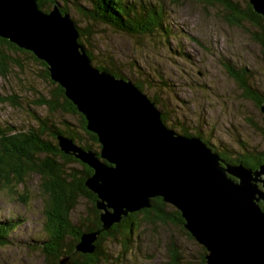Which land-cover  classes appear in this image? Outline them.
Listing matches in <instances>:
<instances>
[{"label":"water","instance_id":"1","mask_svg":"<svg viewBox=\"0 0 264 264\" xmlns=\"http://www.w3.org/2000/svg\"><path fill=\"white\" fill-rule=\"evenodd\" d=\"M264 18V0H248ZM0 38L31 52L87 121L99 154L57 135L59 149L90 166L102 228L84 233L75 250L96 251L103 231L162 198L207 251V264H264V163L227 164L199 136L166 126L162 112L130 80L93 66L80 31L59 3L44 12L38 0H0ZM264 114V103L260 106ZM264 157V155H263ZM60 264H72L64 257Z\"/></svg>","mask_w":264,"mask_h":264},{"label":"rangeland","instance_id":"2","mask_svg":"<svg viewBox=\"0 0 264 264\" xmlns=\"http://www.w3.org/2000/svg\"><path fill=\"white\" fill-rule=\"evenodd\" d=\"M142 1L164 5L169 36L163 32L144 37L129 35L80 16L77 8H89L87 0H57L68 9L77 27L89 30L86 41L97 62L115 66L133 82L139 80L144 94L159 102L157 107L167 115L169 128L181 134L184 127L215 146L225 144L235 151L242 149L240 141L264 150V114L244 97L222 64L228 60L235 67H246L254 73L255 86L264 92V50L253 40L257 28L248 23L244 27L228 23L219 5L194 0ZM13 56L22 62V69L14 68L6 78L0 76V126L27 131L38 125L36 115L44 118L48 114V109L38 107L35 101L39 96L49 97L53 85L43 78V66L38 62L25 54ZM12 95L17 96L19 104L2 101ZM51 118L59 127L68 121L78 128L80 121V116L61 111ZM78 130L85 139V132ZM39 182L38 176H32L24 185L15 186L14 192L0 188V222H17L9 242L0 245V264H45L39 249L40 240L46 237ZM88 206L81 199L73 219L84 216ZM140 232L141 240L125 259L120 238L109 239L106 251L112 257L110 262L100 264H119V256L123 264H177L176 257H180L178 264H203L205 247L173 224H144ZM173 241L176 250L171 248Z\"/></svg>","mask_w":264,"mask_h":264},{"label":"trees","instance_id":"3","mask_svg":"<svg viewBox=\"0 0 264 264\" xmlns=\"http://www.w3.org/2000/svg\"><path fill=\"white\" fill-rule=\"evenodd\" d=\"M66 1V0H64ZM89 8L78 6V14L95 22L107 24L114 29L135 36H150L164 33L169 36L170 30L166 23V10L159 1L142 0H87ZM176 1V0H175ZM203 4L219 5L226 13L228 23L236 26L253 25L257 28L253 40L264 50V18L255 13L248 0H194ZM57 0H38L40 8L44 12L52 10ZM60 5L63 14H69L65 6ZM77 25V23H76ZM79 28V42L85 48L95 67L112 73L116 77L130 80L120 69L115 66L97 62L91 50L90 42L86 37L90 36L87 28ZM86 41V42H85ZM89 45V46H88ZM13 53L28 55L35 62L43 66L46 80L53 85L49 97L39 96L35 101L38 107H46L48 114L43 118L35 116L38 124L27 131H16L10 127L0 126V188L14 192V187L24 185L27 178L38 176L39 188L44 196V232L46 237L40 240L39 249L44 255L45 264H60L64 257H70L72 264H100L102 261L110 262L106 243L109 239L120 238L122 257L125 259L132 253L141 240V228L144 224L157 225L173 224L180 228L188 237L192 235L183 227L184 219L181 212L164 202L162 198L152 200V207L141 209L131 213L119 224H114L108 231H103L96 241V251L92 254H82L75 250L84 233L96 232L102 228L100 211L96 207V194L89 191L86 179L93 175V169L77 158L63 153L59 149L57 135H64L72 139L85 150H92L97 154L101 151V144L96 134L87 130V121L79 113L76 106L66 97L64 89L50 79L47 64L31 52L18 48L10 41L0 38V76L6 78L14 68L22 69V62L17 60ZM222 64L229 77L243 91L245 98L254 102L260 108L264 103V92L254 84V73L246 67H235L228 60ZM133 82V81H132ZM143 93L144 85L139 81L133 82ZM156 106L159 104L156 98L151 99ZM11 104H19L16 95L2 99ZM61 111L67 114L80 116L78 128L82 129L87 137L84 139L78 128L68 121L62 122V127L55 124L51 115ZM162 120L167 126L168 117L162 113ZM181 129V128H180ZM264 132V131H263ZM181 134L194 136L186 128L182 127ZM202 138L200 134H197ZM203 139V138H202ZM214 152L227 164H243L246 167L257 169L264 163V150L258 151L241 142L242 149L235 151L228 145L215 146L210 140L203 139ZM100 150V151H99ZM78 164L80 168L74 166ZM81 199L88 203V211L84 216L73 219L72 215ZM264 211V206L261 204ZM17 222L7 220L0 222V245L9 242L10 233L17 227ZM139 237V238H138ZM177 243L173 241L172 249H177ZM140 248V247H139ZM202 254V262L206 263V251ZM121 256L117 261L123 264ZM177 264L180 257H176ZM117 264V262H112Z\"/></svg>","mask_w":264,"mask_h":264},{"label":"bare ground","instance_id":"4","mask_svg":"<svg viewBox=\"0 0 264 264\" xmlns=\"http://www.w3.org/2000/svg\"><path fill=\"white\" fill-rule=\"evenodd\" d=\"M120 78V77H119ZM131 81V80H130ZM140 90V89H139ZM141 91V90H140ZM142 92V91H141ZM143 93V92H142ZM147 95V94H146ZM158 108V107H157Z\"/></svg>","mask_w":264,"mask_h":264}]
</instances>
